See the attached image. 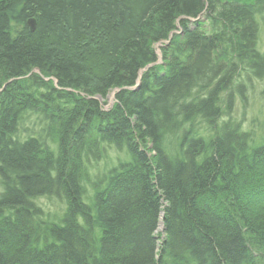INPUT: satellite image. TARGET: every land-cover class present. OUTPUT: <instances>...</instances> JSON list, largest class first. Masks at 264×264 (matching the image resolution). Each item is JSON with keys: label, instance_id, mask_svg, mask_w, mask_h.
<instances>
[{"label": "trees", "instance_id": "1", "mask_svg": "<svg viewBox=\"0 0 264 264\" xmlns=\"http://www.w3.org/2000/svg\"><path fill=\"white\" fill-rule=\"evenodd\" d=\"M263 40L264 0H0V264H264Z\"/></svg>", "mask_w": 264, "mask_h": 264}, {"label": "rangeland", "instance_id": "2", "mask_svg": "<svg viewBox=\"0 0 264 264\" xmlns=\"http://www.w3.org/2000/svg\"><path fill=\"white\" fill-rule=\"evenodd\" d=\"M264 41V40H263ZM158 50V45H155ZM159 54V53H158ZM257 87L255 89V96L250 99L249 103L246 104V108L243 109L240 107L239 104L236 105L234 109V116L238 118L239 115L243 113V122L245 128L251 127L253 128L258 135H263L264 134V98L261 97L258 94V89ZM111 96V101L109 100V97ZM100 102H102L104 99L98 98ZM114 100V91L109 92L105 99V103H103L104 108H108L112 105ZM162 231V228L160 225L157 227V232Z\"/></svg>", "mask_w": 264, "mask_h": 264}, {"label": "water", "instance_id": "3", "mask_svg": "<svg viewBox=\"0 0 264 264\" xmlns=\"http://www.w3.org/2000/svg\"><path fill=\"white\" fill-rule=\"evenodd\" d=\"M27 24L29 25V27H30L31 30L34 28V24H35V23H34V20H33L32 18L27 20ZM174 32H176V31H172L171 34L174 33ZM171 34H170V35H171ZM158 61H161V57H160L159 54H158ZM149 66H151V64H148V65H146L144 68H142V69L139 70V72H138V77H137V80H136V84H135V86L132 87V88H137V86H138V84H139V79H140V74H141V72L144 71V70H146ZM109 100L111 101V97H109ZM159 224H160L161 228H163V227H162V221H160Z\"/></svg>", "mask_w": 264, "mask_h": 264}, {"label": "bare ground", "instance_id": "4", "mask_svg": "<svg viewBox=\"0 0 264 264\" xmlns=\"http://www.w3.org/2000/svg\"><path fill=\"white\" fill-rule=\"evenodd\" d=\"M191 20H193V19H191ZM111 97V96H110Z\"/></svg>", "mask_w": 264, "mask_h": 264}]
</instances>
